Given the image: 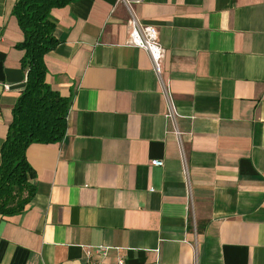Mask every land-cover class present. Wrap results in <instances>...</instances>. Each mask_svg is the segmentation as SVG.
<instances>
[{
  "label": "crops",
  "instance_id": "0c3cea01",
  "mask_svg": "<svg viewBox=\"0 0 264 264\" xmlns=\"http://www.w3.org/2000/svg\"><path fill=\"white\" fill-rule=\"evenodd\" d=\"M17 1L0 0V161L27 79ZM129 1L52 9L46 81L72 97L68 129L28 147L37 191L0 215V264H85L86 244L128 264H264V0ZM130 9L158 28L161 79L126 44Z\"/></svg>",
  "mask_w": 264,
  "mask_h": 264
},
{
  "label": "trees",
  "instance_id": "16d2710c",
  "mask_svg": "<svg viewBox=\"0 0 264 264\" xmlns=\"http://www.w3.org/2000/svg\"><path fill=\"white\" fill-rule=\"evenodd\" d=\"M73 1L18 0L14 6L13 13L24 33L16 46L25 51L22 66L27 79L1 147L0 215L23 213L36 194L37 175L27 158L28 147L60 142L66 136L72 97L63 96L46 81L45 55L59 43L52 9Z\"/></svg>",
  "mask_w": 264,
  "mask_h": 264
},
{
  "label": "built area",
  "instance_id": "2783aa9c",
  "mask_svg": "<svg viewBox=\"0 0 264 264\" xmlns=\"http://www.w3.org/2000/svg\"><path fill=\"white\" fill-rule=\"evenodd\" d=\"M126 1L128 5L131 4L129 0ZM128 25L130 32L129 39L127 40L126 44L129 46L145 49L151 57L155 72L161 79L166 50L160 41L158 28L155 25L142 23L132 11L130 18L128 19ZM6 87H9V85ZM165 93L168 100L167 116L172 120V123H174L176 117L175 107L167 88L165 89ZM175 132L180 135V132L176 128ZM151 163L153 165L161 166L164 164V161L161 159H153ZM83 249L85 255V264H107L106 259L110 257L112 250H117V254L114 258V261L109 264H128L125 255L120 252L119 247L106 244H86L83 245Z\"/></svg>",
  "mask_w": 264,
  "mask_h": 264
}]
</instances>
